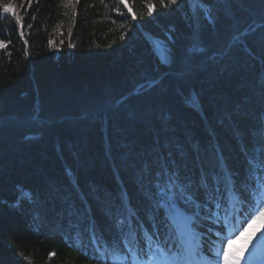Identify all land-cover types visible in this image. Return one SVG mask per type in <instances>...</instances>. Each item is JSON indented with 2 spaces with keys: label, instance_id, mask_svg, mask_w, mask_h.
Instances as JSON below:
<instances>
[{
  "label": "trees",
  "instance_id": "16d2710c",
  "mask_svg": "<svg viewBox=\"0 0 264 264\" xmlns=\"http://www.w3.org/2000/svg\"><path fill=\"white\" fill-rule=\"evenodd\" d=\"M128 6L136 19L119 0H0V264H103L118 241L170 244L161 170L185 185L218 162L233 173L232 191L193 189L199 264L261 206L242 209L241 190L264 171V0Z\"/></svg>",
  "mask_w": 264,
  "mask_h": 264
},
{
  "label": "snow or ice",
  "instance_id": "6c2138e0",
  "mask_svg": "<svg viewBox=\"0 0 264 264\" xmlns=\"http://www.w3.org/2000/svg\"><path fill=\"white\" fill-rule=\"evenodd\" d=\"M159 2L161 5L166 3L167 5L179 6L182 0H159ZM30 3L31 0H29V5ZM119 4L125 5L128 13L132 15L133 19H136L132 7L128 6V0H119ZM148 11L151 14L154 11L153 7H149ZM3 12L12 13L13 15L16 14L15 9L7 5L3 7ZM17 25L22 29L23 25L19 19H17ZM21 36H23L22 31ZM25 44H27V41H25ZM3 47H5V42L0 40V48ZM261 156V168H264V151H262ZM254 159L253 157V161ZM248 163L250 167L253 166L252 161ZM256 174L260 178L259 183L253 185V191L248 193L247 198L243 196V190H241V199L243 200L241 207L244 209L245 204H251L253 198L256 196H258L256 203L261 206L250 212V218L242 222L239 228L227 229V225L224 226L227 234H218L215 251L205 261V264H241L244 250L251 240L252 235L261 231V228L257 225L261 221H264V171H259ZM159 175L161 181L157 185L159 189V202L157 206L167 208V213L171 218L168 225L174 228L176 238H170V244L165 242L163 245H160L158 242L156 247L145 244L139 249H134L131 245L120 247L123 242L118 241L117 247L119 251L114 250L111 259H106L103 264H189L185 256L193 254L192 229L195 226L194 220L199 217L200 211L203 210L204 206L194 194L193 189L196 192L203 190L205 196H207L211 184L218 185L223 183L226 191H232L235 188V181L231 169L226 170V167L219 162L217 168L213 169L212 175L210 177L207 175L203 177L198 185H193L192 183L185 185L182 182L178 184L176 182L178 177L176 179L173 178L176 176L175 173L168 175L167 183H164L163 170L160 171ZM216 192H220V189L217 188ZM213 199H215V193H213ZM181 204L190 207L181 208ZM208 207L211 208L212 206L209 204ZM215 207L219 208L220 203L217 202ZM190 217L193 222H190ZM261 235L264 236V232ZM238 240H243L244 243L240 248H234L233 245ZM203 252V243L198 242L195 254L201 255ZM105 255L108 256L107 253ZM244 264H249V261L244 259Z\"/></svg>",
  "mask_w": 264,
  "mask_h": 264
},
{
  "label": "rangeland",
  "instance_id": "374dc122",
  "mask_svg": "<svg viewBox=\"0 0 264 264\" xmlns=\"http://www.w3.org/2000/svg\"><path fill=\"white\" fill-rule=\"evenodd\" d=\"M194 7V5H191ZM153 46L155 49L156 54L160 58L161 61H166V54H165V46L161 40L154 39L153 40ZM165 210H167L166 207H163ZM258 227L261 228L260 232H256L254 235H252L251 240L249 241L247 247L244 250L243 258L241 260V264H244V259H247L249 261V264H264V236L261 235L262 232H264V222L261 221L258 225ZM243 240H238L233 245L234 248H240L243 245ZM186 259V257H185ZM262 259V263H258V260Z\"/></svg>",
  "mask_w": 264,
  "mask_h": 264
}]
</instances>
